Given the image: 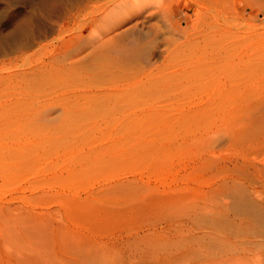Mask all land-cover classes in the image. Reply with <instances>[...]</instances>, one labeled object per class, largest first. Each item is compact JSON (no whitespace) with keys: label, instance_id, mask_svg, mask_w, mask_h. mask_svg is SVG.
<instances>
[{"label":"rangeland","instance_id":"obj_1","mask_svg":"<svg viewBox=\"0 0 264 264\" xmlns=\"http://www.w3.org/2000/svg\"><path fill=\"white\" fill-rule=\"evenodd\" d=\"M138 171L170 223L30 206ZM224 260L264 264V0H0V264Z\"/></svg>","mask_w":264,"mask_h":264},{"label":"bare ground","instance_id":"obj_2","mask_svg":"<svg viewBox=\"0 0 264 264\" xmlns=\"http://www.w3.org/2000/svg\"><path fill=\"white\" fill-rule=\"evenodd\" d=\"M113 36L110 38L111 40L110 42H112L113 40L115 41V39L121 38L123 34L119 33L118 35L114 37ZM106 41L109 43V39H107ZM152 50L154 49L152 48ZM151 52L149 51L146 54H149ZM134 172L128 171L129 174L130 173L133 174ZM149 172L150 171H148V174ZM128 173L123 172L113 175L108 179V180L111 179L108 182V186L103 188L102 187L94 188L93 186L90 188H84L76 191L72 189L73 191H75L72 192V194H65L63 192L64 190L62 192L61 191H58L57 193L55 192L54 194L48 191L43 192L42 194H40V196L37 197L39 203L33 202L34 204H30V206H32L33 208L40 206L46 208L49 207L50 204H52L53 202H58L60 206H63L65 208L68 221H70L77 228V229H72L71 230L72 233L82 232L80 229H78L80 227L82 228L83 225L81 223L83 224L86 223L89 226V227L87 226L88 228H93L92 231L88 230V232L90 233L103 230L102 228L114 230L123 227H133L134 225H137L140 228L143 225L156 226L158 223L161 224L164 221L170 223L172 220L170 221L169 219H167L168 218L167 215H162L160 211H162L161 208L163 205H165L168 201H170V199L172 200L174 196L173 193L175 192L176 187L173 188L174 189L173 190L172 188H170V186L168 187V185L170 184H166L165 182L159 183L160 179L157 181L158 176L157 179L155 178L156 183L154 182L155 184H152L150 182L149 175H148L149 179L147 181L144 180L143 174L145 173L142 171L137 172L138 175L140 176L137 179L135 178L129 179ZM134 176H137L136 173H134ZM28 189L31 192H35V190H37L36 188L30 189L29 187H26L22 190L23 194H25ZM68 190H70V188ZM82 192L86 193L85 197L81 196ZM21 199H23V201L29 202L30 196L29 197L22 196ZM37 215H40L42 218H44V215H46V213L41 212ZM99 234L94 235L93 238L90 237V240H92L94 244L95 243L98 244L99 242H101L99 240V237H101V232ZM193 251L195 252L194 257H196L199 251L198 249H193ZM187 260L189 259L187 258ZM225 260L223 263H225Z\"/></svg>","mask_w":264,"mask_h":264}]
</instances>
